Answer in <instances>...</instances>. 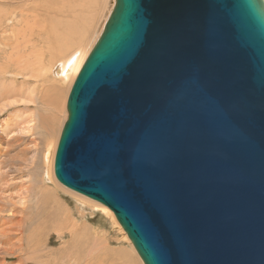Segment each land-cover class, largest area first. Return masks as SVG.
Listing matches in <instances>:
<instances>
[{
    "label": "water",
    "instance_id": "1",
    "mask_svg": "<svg viewBox=\"0 0 264 264\" xmlns=\"http://www.w3.org/2000/svg\"><path fill=\"white\" fill-rule=\"evenodd\" d=\"M55 176L144 264H264V0H116Z\"/></svg>",
    "mask_w": 264,
    "mask_h": 264
},
{
    "label": "rangeland",
    "instance_id": "2",
    "mask_svg": "<svg viewBox=\"0 0 264 264\" xmlns=\"http://www.w3.org/2000/svg\"><path fill=\"white\" fill-rule=\"evenodd\" d=\"M85 3L88 10L84 12L85 18L75 19L48 10L68 6V0H0V207L25 203L22 207L27 206L28 215L16 216L24 219L23 224L27 221L23 234L32 235L34 240L32 249L26 250L29 254L23 253L18 259L9 256L5 259L6 254L0 250V264H27L24 258L33 256L42 260L49 258L51 264H77L78 258L83 259L82 264L92 260L91 264L99 261L98 264H144L114 213L105 215L101 210L107 209L106 206L89 205L73 196L71 193H79L63 186L55 176L57 148L68 120V98L77 78L60 81L58 72L63 62L81 48L87 57L90 55L116 0H86ZM65 19L81 32L82 45L80 36L76 35L75 45L74 38L73 45L60 42L59 32ZM52 31L58 32L57 35ZM60 44L64 45L63 50ZM9 90L16 92L15 95L10 93L8 97ZM32 113L37 123L34 135L24 129L26 118ZM14 116L22 117V120L18 118L22 125L19 122L20 125L6 129V121ZM49 145L55 146L50 162L52 181L44 182L39 168L29 171ZM11 210L15 211V207ZM37 222L47 224L28 233L30 225ZM8 246V251L17 250L13 244L9 249ZM61 254H65L64 259Z\"/></svg>",
    "mask_w": 264,
    "mask_h": 264
},
{
    "label": "bare ground",
    "instance_id": "3",
    "mask_svg": "<svg viewBox=\"0 0 264 264\" xmlns=\"http://www.w3.org/2000/svg\"><path fill=\"white\" fill-rule=\"evenodd\" d=\"M4 1V0H3ZM53 1V0H51ZM58 2V1H57ZM86 2V0H85ZM84 2V0H68V6H65V5H62L61 7H58L56 9H54V7H51V9H48V10H54L56 12L57 15H62L64 17H67V16H70L72 18H75V19H80V18H85L86 14L84 15V12L86 13V3ZM96 3V2H95ZM94 3V4H95ZM53 5V4H52ZM105 8V7H104ZM97 10V9H96ZM106 10V9H105ZM54 11H52L54 13ZM88 12V10H87ZM97 12V11H96ZM111 13V11H110ZM55 16V15H54ZM22 17V16H21ZM56 17V16H55ZM58 17V16H57ZM61 18V17H60ZM23 19H25V17L23 16ZM58 21V20H57ZM64 25H62V31L60 30L58 36L60 37V42L62 43L63 41V44L65 43V45H67L68 43L72 44L73 41H75L76 37L74 38V36L76 35L77 37L81 35V32H79V30L73 26V24L71 22H69L67 19H65L63 21ZM56 24V23H55ZM54 25V23H53ZM57 25V24H56ZM54 25V26H56ZM54 30V28H53ZM59 30V29H58ZM56 31V30H55ZM54 31V32H55ZM53 32V31H52ZM51 32V33H52ZM54 32L52 34H54ZM58 32H55V34L57 35ZM101 34V33H100ZM82 36H80L78 39L80 40ZM74 38V40H73ZM78 39L76 41H78ZM73 40V41H72ZM75 41L74 45L77 44ZM80 45H82V39L81 41H79ZM78 43V44H79ZM57 44H59L57 42ZM63 44H60L61 46L58 47L61 48L63 47L64 48V45ZM95 44V43H94ZM73 45V44H72ZM71 45V46H72ZM79 45V46H80ZM85 45V43L83 44ZM78 46V48H79ZM94 46V45H93ZM75 47V46H74ZM82 47V46H81ZM72 47H70L69 49H71ZM62 49V48H61ZM82 49V48H81ZM78 50V52H76L74 55H70L71 57L66 60L65 62H63V66L61 67V69L59 70L58 74V78H60V81H66L68 82L69 80H73L74 78H76L80 71L82 70L83 68V65L85 63V61L87 60V54H85V50ZM63 50V49H62ZM60 52V51H59ZM56 53V52H55ZM63 58V57H62ZM60 57V59H62ZM65 58V57H64ZM59 59V58H58ZM55 60V59H54ZM53 60V61H54ZM57 60V59H56ZM32 61V60H31ZM39 62V61H38ZM28 65V64H27ZM53 67V66H52ZM57 67V66H56ZM55 67V68H56ZM36 69V68H35ZM54 69V68H53ZM43 70V69H42ZM2 71V70H0ZM32 71V70H31ZM45 71V70H44ZM54 72V71H53ZM2 73V72H1ZM31 74V73H30ZM52 74V73H51ZM13 75V74H12ZM32 75V74H31ZM15 76V75H14ZM12 77V76H11ZM20 77H23V76H20ZM53 77V76H52ZM2 78V77H1ZM17 78V77H16ZM42 78V77H41ZM54 78V77H53ZM62 79V80H61ZM1 80V79H0ZM74 81V80H73ZM7 91V90H6ZM28 92V91H27ZM5 93V92H3ZM8 93V92H7ZM11 93V96H13L12 93H15L14 91H11L9 90V93L8 95ZM6 94V93H5ZM4 94V95H5ZM30 94V93H29ZM7 95V94H6ZM7 95V96H8ZM30 96V95H29ZM10 97V95L8 96ZM38 99V98H37ZM24 114V113H23ZM19 119L22 120V117H18ZM17 116L11 120H8L6 121L7 123V128H9L10 126H14L16 127V125H22V123L20 122V120H18ZM35 119H36V115H34L32 113V115H30L28 118H26V121L24 123V126H26L24 129L28 132L31 133V135H34V133L36 132V127H37V123L35 124ZM20 122V124H19ZM20 127V126H19ZM22 130V129H21ZM49 135V134H48ZM34 143H35V140H34ZM54 145H49L48 149L46 152H44L42 154V157L39 158L37 160L36 163L32 164L33 167L31 168V170L29 171V173L35 169H40L42 171V174L43 175V180L44 182H47V181H52V173H51V157H52V151L54 149ZM49 158H50V161H49ZM57 179V178H56ZM1 180H4V179H1ZM67 188V187H66ZM69 189V188H68ZM70 193V192H69ZM73 194V196L75 195L77 198H79L80 200H84L85 202L89 203L90 204H98L96 201H92L88 198H86V196H82L80 194H74V193H71ZM1 201V199H0ZM32 201V200H31ZM9 205V206H8ZM8 205H5L3 207H0V247L1 249L0 250H3L4 254H6V256L4 257L5 259H8V256L9 257H16L17 259L18 258H21L22 257V254L23 253H26V254H29L26 252V250H29V249H32L31 246L34 244V240L32 239V235L30 236H27V235H24L23 234V228L25 227V223H27V221L23 224V218L20 216H16L18 214H26L28 215V212L26 211L27 209V206L26 207H22V206H25V203H21L19 205V203H10ZM13 206L15 207V211H12L11 209L13 208ZM98 208V207H97ZM107 208V207H106ZM21 209V210H19ZM99 210V209H98ZM105 215H108L109 214H112L113 212L107 208L105 210H101ZM115 216V215H114ZM74 217V216H73ZM116 217V216H115ZM114 218V217H113ZM115 220V218H114ZM31 224V223H30ZM46 222L44 223H35L33 225H30V228L28 230V233H32L34 231V229H42L46 226ZM5 240L6 243L4 244L2 242V240ZM92 241V240H91ZM10 244H13L15 246V248L17 249L16 251H8L6 249V247L8 246V249L10 248ZM94 245V244H93ZM99 247V246H98ZM12 248V247H11ZM93 249V248H92ZM94 250V249H93ZM97 250V248H96ZM101 250V249H99ZM94 253H96V251H93ZM98 252V251H97ZM89 253V252H88ZM19 254H21L19 256ZM89 254H93V253H89ZM72 254L70 253V256ZM87 255V254H86ZM95 255V254H94ZM92 256V255H91ZM85 257V256H84ZM53 258V257H52ZM65 258V254H61V259H64ZM82 258H78V263L77 264H82ZM92 259V258H91ZM86 260V259H85ZM90 260V259H89ZM97 261V260H96ZM18 262V261H17ZM85 262V261H84ZM93 262V260H92ZM91 262V263H92ZM101 261H99L98 263H100ZM24 263H27V264H51V259H45V260H42L41 258L39 257H27V258H24ZM86 263V262H85ZM88 263V261H87ZM90 262L88 264H91ZM97 263V264H98Z\"/></svg>",
    "mask_w": 264,
    "mask_h": 264
}]
</instances>
